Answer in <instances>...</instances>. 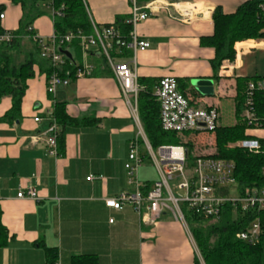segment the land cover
Segmentation results:
<instances>
[{"label":"crops","instance_id":"crops-1","mask_svg":"<svg viewBox=\"0 0 264 264\" xmlns=\"http://www.w3.org/2000/svg\"><path fill=\"white\" fill-rule=\"evenodd\" d=\"M152 1L160 8L137 29L140 39L150 44L137 55L138 80L157 83L174 78L193 105L217 108L221 120L224 102H232L236 109L238 78H264L260 75L264 72V40L237 43L235 61L223 64L217 76L211 64L215 50L202 40L214 35L217 8L233 14L247 0ZM84 2L99 26L131 14L130 0ZM0 14L4 15L0 20L4 30L19 28L20 6L0 0ZM50 19H37L34 31L51 37L55 33L53 15ZM258 56L262 64L256 62ZM84 63L94 67L93 76L73 80L55 96L47 93L46 75L37 71L27 83L21 118L13 123L0 121V213L8 235L7 245L0 247V264H49L47 250L57 253L56 264H72L84 256L95 258L98 264H194L196 257L205 264L190 229L171 213L152 225L133 207L120 211L106 207V200L134 192L125 166L136 140L143 160L150 159L146 146L150 142L138 102L123 95L106 58L95 54L82 57ZM194 81L209 82L213 95L202 96ZM56 104L64 105L70 118L92 123L62 128L65 146L53 156L46 140ZM11 109L12 99L4 98L0 120ZM253 135L264 138V132ZM138 178L149 182L141 180L139 172ZM24 187H33L38 200H19L17 194Z\"/></svg>","mask_w":264,"mask_h":264},{"label":"built area","instance_id":"built-area-1","mask_svg":"<svg viewBox=\"0 0 264 264\" xmlns=\"http://www.w3.org/2000/svg\"><path fill=\"white\" fill-rule=\"evenodd\" d=\"M131 14L127 24L131 26L128 37H125L115 26H99L92 23L91 34L69 33L49 38L38 35L34 31L33 41L40 47L41 59L50 62L56 72L47 80V93L55 96L58 89L68 87L73 80L93 76L94 67L84 63L78 67L74 79L60 76L59 71L66 63L64 52L69 50L67 45L79 41L83 57H90L91 50H98L107 60L109 69L118 83L123 95L135 104L141 87L138 83L137 55L150 48L148 42L142 41L138 35V26L151 17L157 1L145 5L140 0H130ZM264 18V2L259 6ZM53 18L62 17L61 11L52 9ZM4 15L0 16L3 19ZM124 36V37H123ZM11 35L0 36V42L11 41ZM64 50V51H63ZM124 60L118 63L117 60ZM226 71V70H225ZM244 112L242 122L246 125L245 136L248 139L238 143V148L249 154L259 155L263 151L261 140L253 134L264 132V118L258 116L256 96H264V78L249 81L245 90ZM155 97L160 104V122L162 130L169 133L213 134L219 127V111L215 107L198 108L192 103L190 96L179 90V84L174 78H163L156 88ZM40 119L36 118L35 122ZM53 120L50 136L46 140L48 153L58 155V131ZM35 140V138L33 139ZM147 150L152 159L160 180L156 182L147 195L143 194L145 184L138 178L143 157L139 153L138 140L134 141L126 164V171L134 186L133 193H123L113 199L106 200V207L116 211L124 207H133L142 219L155 225L162 216L169 212L176 220L189 228L182 206L194 217L206 221L217 222L226 206L238 210L248 220L245 230L237 234V239L250 246L256 247L264 242V185H253L241 188L235 177L234 162L216 160L210 157H200L191 166L188 164V150L185 147L162 146L154 150L147 142ZM174 192L183 196L176 198ZM19 200L37 201L38 196L33 187L21 188L17 194ZM113 220L110 221L113 224Z\"/></svg>","mask_w":264,"mask_h":264},{"label":"trees","instance_id":"trees-1","mask_svg":"<svg viewBox=\"0 0 264 264\" xmlns=\"http://www.w3.org/2000/svg\"><path fill=\"white\" fill-rule=\"evenodd\" d=\"M23 11L16 31H6L0 24V36L11 35V41L0 42V102L4 98L12 99V109L1 122L13 123L21 118L22 101L27 90V83L36 76V72L43 73L48 78L56 72L50 62L40 57V47L33 41L34 22L42 16L41 8H51L62 12V17L54 19V29L57 36L69 33L91 34L93 32L89 11L84 0H10ZM152 0H140L147 3ZM264 0H247L235 13L225 14L217 8L213 15L214 35L202 40L215 50V59L212 68L215 76L224 63H232L236 59L235 46L237 43L264 40V18L260 14L259 6ZM1 16V14H0ZM1 20V19H0ZM128 17H119L116 22L106 27L115 26L125 37H128L131 26L127 24ZM123 36V37H124ZM69 56H66L65 66L59 74L63 78L74 79L78 67L81 66L83 52L79 41L67 45ZM64 51V50H63ZM66 52V51H65ZM102 55L98 50H91L90 56ZM79 62V64H78ZM259 78H238L236 98V120L234 127L219 126L214 135L216 152L210 156H202L197 150V133H169L162 130L160 122V104L154 91L159 82L138 80L141 91L138 95V104L142 123L148 140L153 149L162 146L185 147L188 150V164L193 165L200 157H210L216 160L234 162L236 165L235 177L241 188L253 185H264V141L261 140L263 151L259 155L249 154L242 149H228L229 143H236L248 139L245 136L246 125L242 122L244 112L245 90L249 81ZM178 82V81H177ZM179 90L181 91L180 83ZM182 92V91H181ZM186 95L184 92H182ZM258 116L264 118V96H256ZM52 117L59 128L58 151L65 146L62 128L66 126L91 125L92 121H78L70 118L62 104H56ZM143 194L147 195L155 183L145 182ZM186 209V207H185ZM189 229L195 240L199 253L205 264H264V242L256 247H250L237 239V234L245 230L248 220L232 208L226 206L217 222L209 223L204 219L194 217L188 213ZM186 216V215H185ZM8 235L1 223L0 213V247L7 245ZM49 264H56L57 253L47 250ZM72 264H98L93 257L84 256L75 258ZM194 264H201L196 257Z\"/></svg>","mask_w":264,"mask_h":264},{"label":"rangeland","instance_id":"rangeland-1","mask_svg":"<svg viewBox=\"0 0 264 264\" xmlns=\"http://www.w3.org/2000/svg\"><path fill=\"white\" fill-rule=\"evenodd\" d=\"M41 13H42L41 17L46 18L48 20H51L50 18L52 16V11L49 8L42 7ZM259 57L260 56H258L257 58H259ZM256 62L259 64H262L261 57ZM227 63L229 64V62H226L224 64H227ZM260 75H262L261 77H264V72H260ZM220 121H221V124H220ZM235 124H236V109L234 108V104L232 102L226 101L221 106V120H219V125H222L223 127H234ZM198 136L199 137H198V145H197L198 149L197 150H199V154H201L202 156H210V155L214 154L216 152V146H215L216 143L214 141V135L213 134H199ZM239 142L240 141H238L236 143H229L227 145V148L230 150L237 149ZM139 176H140L141 180L149 181L152 183H156L160 180L159 173H158L157 169L155 168V165H154L151 158L146 159L142 163V165L140 166V169H139ZM174 194H175V197L178 199L181 198L180 196H183V194L180 192H174ZM182 208L184 209L185 215L188 219V215L186 213L185 207L182 206ZM208 222L214 223L211 221H208ZM200 257H201V255H200ZM201 259H202V257H201Z\"/></svg>","mask_w":264,"mask_h":264},{"label":"water","instance_id":"water-1","mask_svg":"<svg viewBox=\"0 0 264 264\" xmlns=\"http://www.w3.org/2000/svg\"><path fill=\"white\" fill-rule=\"evenodd\" d=\"M66 56H69L70 54L68 52H64ZM193 86L195 89L204 97H211L214 93L213 87L209 82L205 81H194Z\"/></svg>","mask_w":264,"mask_h":264},{"label":"bare ground","instance_id":"bare-ground-1","mask_svg":"<svg viewBox=\"0 0 264 264\" xmlns=\"http://www.w3.org/2000/svg\"><path fill=\"white\" fill-rule=\"evenodd\" d=\"M186 7V6H185Z\"/></svg>","mask_w":264,"mask_h":264}]
</instances>
